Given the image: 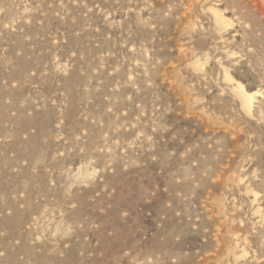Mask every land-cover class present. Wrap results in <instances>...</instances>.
Wrapping results in <instances>:
<instances>
[{
  "label": "rangeland",
  "instance_id": "1",
  "mask_svg": "<svg viewBox=\"0 0 264 264\" xmlns=\"http://www.w3.org/2000/svg\"><path fill=\"white\" fill-rule=\"evenodd\" d=\"M0 264H264V0H0Z\"/></svg>",
  "mask_w": 264,
  "mask_h": 264
}]
</instances>
